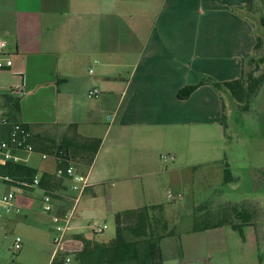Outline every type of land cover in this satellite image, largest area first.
<instances>
[{
	"label": "crops",
	"instance_id": "crops-1",
	"mask_svg": "<svg viewBox=\"0 0 264 264\" xmlns=\"http://www.w3.org/2000/svg\"><path fill=\"white\" fill-rule=\"evenodd\" d=\"M248 4L249 0H0V41L6 42L4 50L13 60L11 67L0 69V116L25 124L33 133L35 151L41 153L55 154L64 146L72 154H82L85 143L101 141L91 165L77 161L90 175L73 223L79 236L90 227L86 220L104 213L101 197L106 186H119L135 196L139 190L144 199H155L162 149L175 160L180 143L196 156L226 147L227 98L232 94L214 83L240 79L255 52L259 35ZM21 82L22 96L8 91ZM189 87L195 88L183 94ZM93 88L101 91L98 98L88 96ZM170 176L172 182L182 181L179 168ZM27 188L41 191L42 204L45 191L56 193L42 186ZM178 194L184 199V193ZM16 195L18 210L13 212L24 203L28 209L34 207L32 198ZM105 196L110 202L111 196ZM55 198L62 206L58 193ZM152 205H161L167 220L176 211L173 205L153 202L118 213ZM186 206L181 204L182 209ZM41 209L40 218L26 216L28 227L33 232L53 231L51 213ZM183 218L179 214L174 223L168 220L174 233L161 240L164 264L168 257L184 264L195 250L182 235L213 233L224 225L190 224L181 235L177 227Z\"/></svg>",
	"mask_w": 264,
	"mask_h": 264
},
{
	"label": "rangeland",
	"instance_id": "rangeland-1",
	"mask_svg": "<svg viewBox=\"0 0 264 264\" xmlns=\"http://www.w3.org/2000/svg\"><path fill=\"white\" fill-rule=\"evenodd\" d=\"M253 3L254 11L248 12L262 40L261 47L253 56L260 59L264 57V0H255ZM262 74L264 63L255 70L257 77ZM227 103L230 116L227 120L229 137L226 147H220L216 154L196 156L186 152L184 145L180 143L176 145L180 153L179 159L175 160L170 157L173 154L170 155L168 150L162 149V155H169V158L165 161L162 155L157 156L160 171L155 199H144V194L138 189L135 196L129 190H120L119 186H106L101 197L104 200V213L90 221L86 220L90 227L80 237L106 243L116 236V214L120 210L127 206L158 202L167 206L173 205L178 212L169 214L168 220L171 223H174L179 214H184L183 222L177 227L181 235L185 226H199L204 221L209 224L233 222L242 225V230L233 228L231 224H224L222 229L213 233L182 235L185 243L196 245L184 264H264V85L259 94L250 99L248 110L240 108L232 96L227 98ZM46 153L48 157L43 159V153L36 150L29 155L26 164L36 170H47L57 175L55 154ZM214 158L218 159L211 161ZM177 168L181 171L182 181L172 182L170 172ZM227 169L232 173L231 181L225 180ZM54 185L56 193L62 199L61 205L69 206L64 183L55 182ZM27 189L29 188L0 179V196L13 190L22 199L30 197L34 201L32 209H28L24 203L18 212H7L0 206V264H51L54 232H33L26 220L27 215L40 218L37 211L43 213L41 191ZM169 192L175 195L173 199L169 198ZM179 192L186 195L184 199L177 196ZM107 194L112 198L110 202L106 201ZM181 204H186V208L182 209ZM153 214L158 219L161 217L160 219L167 220L163 210H155ZM77 216L78 210L74 220ZM99 225H106L104 233L93 235L92 229ZM18 236L22 239L20 249L15 247ZM167 264L175 262L168 257Z\"/></svg>",
	"mask_w": 264,
	"mask_h": 264
},
{
	"label": "trees",
	"instance_id": "trees-1",
	"mask_svg": "<svg viewBox=\"0 0 264 264\" xmlns=\"http://www.w3.org/2000/svg\"><path fill=\"white\" fill-rule=\"evenodd\" d=\"M250 1L248 10L253 12L254 3L251 7ZM261 42L262 40L258 36L255 52L261 47ZM262 63H264V57L257 59V57L253 56L247 62L245 73H243L240 79L225 83H214V85L219 89L227 88L236 99L238 106L248 110L250 99L259 94L264 85V74L258 77L255 75V70ZM194 88L183 89L182 93L190 94ZM224 117L225 114H223V119ZM100 146L101 141L96 139L83 145L82 154H72L64 146L59 147L58 151H64L65 157L74 161H81L87 165H91ZM227 171L228 175L225 180L231 181L232 173L230 169H227ZM0 175L8 176L13 180L10 182L25 187L22 183L33 182L35 176L39 175V172L24 163H9L0 166ZM63 181V179L56 175L52 176L48 173L40 175V186L51 190L56 189L55 182L62 184ZM155 210H163V207L161 205H152L118 213L116 215V236L107 243L83 238L85 246L78 253L76 259L80 264H164L161 240L166 236L172 235L174 230L169 228V224L165 218L162 220L160 219L161 217L159 219L155 217L153 214ZM218 224H231L233 228L242 230L241 224L233 222L209 224V222L204 221L202 225H197V228H207L209 226H217Z\"/></svg>",
	"mask_w": 264,
	"mask_h": 264
},
{
	"label": "built area",
	"instance_id": "built-area-1",
	"mask_svg": "<svg viewBox=\"0 0 264 264\" xmlns=\"http://www.w3.org/2000/svg\"><path fill=\"white\" fill-rule=\"evenodd\" d=\"M7 44L0 41V69H5L13 65L10 54L5 52ZM93 71L92 69L90 70ZM8 91L16 96L24 94V84L18 83L8 88ZM101 91L93 88L88 92L90 98H98ZM32 131L23 123L13 121L8 116H0V166L9 163H26L29 155L35 152L31 143ZM47 153L42 154V158H47ZM58 162L57 177L61 178L68 184V190L72 192L68 195L70 199L69 206H60L56 203L55 192L45 191L43 195L44 210L52 215V224L54 232V251L52 254L51 264H80L76 259L85 246L84 240L74 232V217L78 210L81 199L90 186V175L79 167V162L65 157L64 151L60 150L55 153ZM169 155H163L167 160ZM3 181H13L8 176L0 175ZM25 187H40V175H36L33 182L22 183ZM16 191L9 190L0 196V206L7 212L17 211ZM169 198L173 199L174 194L168 193ZM181 198V194L177 195ZM62 208V209H61ZM61 209V210H59ZM106 225H99L92 229L95 234H102ZM77 235V236H76ZM22 245L21 237H17L15 247L20 249Z\"/></svg>",
	"mask_w": 264,
	"mask_h": 264
},
{
	"label": "water",
	"instance_id": "water-1",
	"mask_svg": "<svg viewBox=\"0 0 264 264\" xmlns=\"http://www.w3.org/2000/svg\"><path fill=\"white\" fill-rule=\"evenodd\" d=\"M253 2H254V0H251V1H250V6H251V7L253 6Z\"/></svg>",
	"mask_w": 264,
	"mask_h": 264
}]
</instances>
